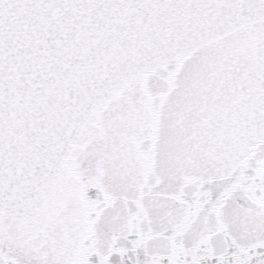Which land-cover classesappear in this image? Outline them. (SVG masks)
Here are the masks:
<instances>
[{"label": "snow or ice", "instance_id": "6c2138e0", "mask_svg": "<svg viewBox=\"0 0 264 264\" xmlns=\"http://www.w3.org/2000/svg\"><path fill=\"white\" fill-rule=\"evenodd\" d=\"M0 264H264V0H0Z\"/></svg>", "mask_w": 264, "mask_h": 264}]
</instances>
